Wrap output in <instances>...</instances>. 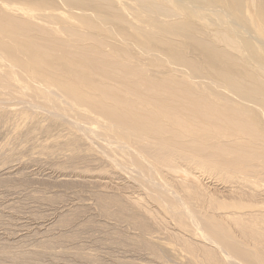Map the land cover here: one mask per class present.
<instances>
[{
	"label": "rangeland",
	"instance_id": "1",
	"mask_svg": "<svg viewBox=\"0 0 264 264\" xmlns=\"http://www.w3.org/2000/svg\"><path fill=\"white\" fill-rule=\"evenodd\" d=\"M5 4L20 9L19 12L5 11L19 15L21 19L17 20L22 23H34L39 28L42 23H52V29L47 25L41 28L50 30L60 42L66 37L73 43L78 40L89 46L96 42L106 53L122 47L124 51L127 48V53L133 49L129 55L137 56L132 58L135 64L141 65L142 61L148 70H156L157 66L158 71H150L153 75L160 73L162 66L170 69L165 71L183 69L181 72L187 71L188 76L179 73L185 77L199 71L203 75L192 80L204 82L203 85L211 82L210 86L215 89L207 86V92L225 102L230 101L225 96H236L222 86L221 72L228 74L242 68L243 73L245 66L251 74L264 79V0H0V27L5 29L0 35H8L11 28L8 23L13 18L1 9ZM32 16L37 17L30 19ZM219 37L222 40L217 41ZM226 39L233 44H224ZM204 43L213 52L207 46L208 51L203 50ZM115 45L117 49L113 48ZM214 49L234 58L237 64L228 68L224 65L227 61H220V56L216 61L213 57L218 55ZM119 53L113 54L120 57ZM15 54L23 61L24 54L18 50ZM0 55V264L223 263L219 255H214L213 258L218 256L214 260L203 256L206 250L202 251V246L207 245L189 229L188 213H183L186 210L180 206L183 202L189 205L199 220L203 215L218 220L224 210L216 211V208L241 202L260 205L264 204L263 197H249L243 192L237 194L238 199L244 196L235 202L232 198L236 196L222 183L227 177L223 167L214 161L198 165L207 173L205 177H199L195 166L183 163L177 164L178 168L181 166L177 171L165 169V176H151L145 181L142 175L146 170L139 159L134 160V165L131 159L107 148L101 139H91L78 131L67 105L71 102L64 97L60 100L55 94L59 88L33 78L34 75L30 76L21 65L13 63L6 53L0 52ZM207 58L208 63L204 62ZM210 60L216 61V66L218 61L221 64L216 67ZM15 68L18 70L14 71ZM216 81L225 89L215 86ZM240 85L246 93L240 96L256 101L245 97L253 96L248 84ZM97 140L103 144L99 145ZM229 159L235 166L250 165L235 157ZM158 183L170 186V191L164 194L168 187L156 191L154 187ZM170 195L180 196L183 201ZM202 197L204 202L197 204ZM211 204L213 208L217 206L215 211L210 212ZM230 211L240 212L235 208L225 212ZM226 225L230 228V237L245 254L242 262L264 264V254L257 250L255 243H246L241 231L237 229L238 234L231 224Z\"/></svg>",
	"mask_w": 264,
	"mask_h": 264
},
{
	"label": "bare ground",
	"instance_id": "2",
	"mask_svg": "<svg viewBox=\"0 0 264 264\" xmlns=\"http://www.w3.org/2000/svg\"><path fill=\"white\" fill-rule=\"evenodd\" d=\"M3 7L1 9L5 13L16 19L11 18L9 20L10 23L8 25L11 28L7 29L8 35H0V52L6 53V56L13 63H17L19 67L21 65L20 68L23 67L26 72L31 73V75L29 74L30 76L34 75L33 78L36 77V79L42 82H50L59 88V93L55 94L57 97H60V100L64 97L68 102H71L70 105H67L71 108L70 112L73 116V120L71 121L76 120L74 124L77 126L78 131L80 130V132L88 134L89 137H92L91 139H101L99 141L107 143V148L115 150L123 158H128L129 161L132 160L134 162V160L139 159L143 162L141 164L144 166L146 172L142 177L145 181L151 176H165L164 173H167L165 169L177 171L181 167L179 166L178 168L177 166L183 165V163L187 164V166L189 164L192 168L195 166L199 170V177H205L207 173L199 166H203L209 161H214L215 165L223 167V171L226 172H224V175L227 177L225 176L226 178L222 180V183L225 184L224 186L232 196L237 197V194L244 192L245 196L264 198V185L262 184L264 183V96L260 100L261 96L264 95V88L262 87L264 79L258 76V74H251L250 72L252 71L245 66L243 68L246 72L244 71L243 73L240 72L242 68L238 69L239 71H230L228 74L225 71V74L221 72L223 78V82H221L222 86L227 87L231 91L229 93L237 97L225 96L227 99L230 98V101L225 102L217 99L212 92H207L208 87L215 89L213 85L210 86L211 82L208 85H203L204 82L196 83V81L192 80L193 77L196 80V77L203 75H199V71H195L197 70L196 68L193 69L195 71L193 73L196 75L192 76V73L189 77H185L187 71H184L185 76L179 73L183 69L179 72L174 68L173 71H165L166 67L164 68L163 66V69L161 66L159 68L160 73L156 72L154 73L156 75H153V72L150 73V71H158V68L156 66V70H148L142 64L141 60L145 54L143 56L140 55L142 56L141 59L139 56L137 58L140 59L141 66L139 63L137 65L133 62L137 57L136 55L135 58L129 55L133 54L130 53L133 49H128L129 52L127 53V48L124 51L122 47L124 51L122 53V50H115L117 49V45H115L113 47L115 48V52L122 53V55L119 53L120 57H117V54H113L115 53L114 51L104 52L100 48V44V47H97L98 44L96 42L94 44L91 43L89 46L75 39L76 43H73L72 39L69 41L67 37L60 42V39H56L53 37L54 35L49 33L50 30L48 32L41 28L47 24L43 25L44 23H42V26L39 28L37 25H33L34 23H22L20 20H17L21 19L19 15L5 11V9H9L19 12V8H10L6 4ZM22 13L31 16L27 14L28 12L24 13L22 11ZM36 17L30 19H36ZM45 19L44 21L46 22ZM114 22H116V19ZM47 26L52 29V23ZM164 29L162 30L164 31ZM0 32L5 33V29L0 27ZM58 32L60 33V31ZM219 39L221 37L217 41ZM116 40L119 39L116 38ZM126 40L128 41V39ZM129 41H131L130 38ZM226 42L224 44H228L229 46L233 44L229 39H226ZM206 46L207 44L203 50L208 51L207 48L210 45L207 48ZM211 48H209V52H213ZM119 49L121 48L119 47ZM16 50L27 57L23 55V61L20 60L16 57ZM216 51L214 49V53L218 55L213 57L215 60H219L220 58L218 57L220 56L222 59L220 61H227L224 65H227L228 68H232L231 66L237 64L234 58ZM199 52L202 54L203 51ZM57 54L60 55L58 56ZM206 54L208 53L206 52ZM209 54L211 55V53ZM204 55L201 57L203 58ZM208 58L204 62L208 63ZM216 61L215 63L211 62L216 66ZM218 62L217 66L221 64L219 63L218 65ZM225 68L223 67L224 70ZM9 69L11 70V68ZM22 69H19V71ZM161 69L162 71L164 70L163 73H161ZM216 69L220 70V68ZM15 70L18 69L15 68ZM167 70L170 69L168 68ZM23 74L25 73L23 72ZM221 74L218 73L217 75ZM240 83L248 84L247 87L251 89L250 91L253 94L252 97L244 96L256 99V101H251L240 96L241 93L246 94ZM216 84L217 81L215 86ZM217 85H219L218 88L222 87L219 83ZM252 89L257 91L253 93ZM51 93L49 92V94ZM223 93H226V91ZM48 98L51 97L48 96ZM62 101L64 102V100ZM91 139L90 141H92ZM230 157H235L237 160H245L250 165L244 167L235 166L233 161L229 159ZM135 164L136 162H134ZM146 165L148 166L147 168ZM223 171L221 172L220 170L221 173ZM218 180L220 181V178ZM152 185L156 184L153 183ZM167 187L166 184L161 185V183H158V187H154V189L159 191ZM169 188L170 186L167 188L168 191L164 190V194L170 191ZM241 196L239 199H241ZM171 197H174V195ZM236 197L232 199L234 201L239 200ZM177 198V201H183L180 196ZM203 200H205V197H202V200H197V204L201 203L200 201L204 202ZM178 203L182 204L181 202ZM212 204L209 208L210 212L212 210L215 211L217 207L213 208ZM182 205L179 206L186 210L183 213L189 214H186L188 216L187 225L189 229L191 228L197 239L207 245L206 248L203 245V250H201H206L203 252L205 253L203 256L208 260H214L215 257L218 259V256L214 258L213 256L219 255L223 259H220L223 263L244 264L242 256L245 254L238 249L240 246L238 247V244L230 237V228L228 229L229 226L227 227L226 224H231L233 229L236 228V230L241 231L242 238L246 239V243L248 241L253 242L252 245L255 243L254 246H256L257 250L264 254L263 203L260 205H245L241 202L240 205L237 204L229 207L226 204L223 206L221 204L220 206L222 207L216 208V211L224 210V215H218V217L217 213L214 212L218 220L212 219L211 215H208L210 217L203 215L204 217L199 220V216L189 209V205L187 206L184 202ZM231 208L240 210V212H225ZM243 210L245 212H242ZM206 211H204L205 214ZM238 230L236 232L239 234Z\"/></svg>",
	"mask_w": 264,
	"mask_h": 264
}]
</instances>
